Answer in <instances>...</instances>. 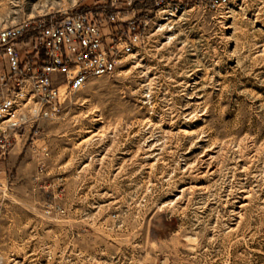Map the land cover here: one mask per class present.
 <instances>
[{
  "label": "rangeland",
  "instance_id": "1",
  "mask_svg": "<svg viewBox=\"0 0 264 264\" xmlns=\"http://www.w3.org/2000/svg\"><path fill=\"white\" fill-rule=\"evenodd\" d=\"M78 1L0 0V28ZM176 1L139 56L17 139L0 264H264V0L220 20Z\"/></svg>",
  "mask_w": 264,
  "mask_h": 264
},
{
  "label": "built area",
  "instance_id": "2",
  "mask_svg": "<svg viewBox=\"0 0 264 264\" xmlns=\"http://www.w3.org/2000/svg\"><path fill=\"white\" fill-rule=\"evenodd\" d=\"M244 1L200 0L199 6L220 20L241 10ZM182 8L176 0H80L70 13L61 10L59 20L0 28V191L17 139L28 137L40 122L55 120L65 99L92 77L110 75L134 60L158 30L157 22H171Z\"/></svg>",
  "mask_w": 264,
  "mask_h": 264
},
{
  "label": "bare ground",
  "instance_id": "3",
  "mask_svg": "<svg viewBox=\"0 0 264 264\" xmlns=\"http://www.w3.org/2000/svg\"><path fill=\"white\" fill-rule=\"evenodd\" d=\"M204 164H205V163H204ZM207 164H208V163H207ZM207 168H208V167H207ZM194 187H195V186H194ZM190 188H191V187H190ZM190 188H189V189H190ZM199 188H202L201 184L199 185Z\"/></svg>",
  "mask_w": 264,
  "mask_h": 264
}]
</instances>
